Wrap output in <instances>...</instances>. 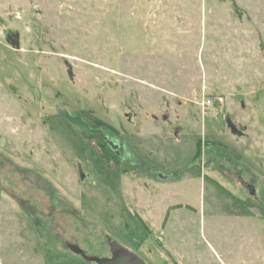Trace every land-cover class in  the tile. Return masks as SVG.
<instances>
[{"label": "rangeland", "instance_id": "1", "mask_svg": "<svg viewBox=\"0 0 264 264\" xmlns=\"http://www.w3.org/2000/svg\"><path fill=\"white\" fill-rule=\"evenodd\" d=\"M111 241L264 264V0H0V264Z\"/></svg>", "mask_w": 264, "mask_h": 264}, {"label": "water", "instance_id": "2", "mask_svg": "<svg viewBox=\"0 0 264 264\" xmlns=\"http://www.w3.org/2000/svg\"><path fill=\"white\" fill-rule=\"evenodd\" d=\"M8 38L16 46L19 45V41L15 36L9 35ZM68 246L73 252L81 255L86 261L95 262L97 264H147L138 254L132 252L117 241L110 242L111 254L109 256L88 254L83 248L75 243H68Z\"/></svg>", "mask_w": 264, "mask_h": 264}, {"label": "flooded vegetation", "instance_id": "3", "mask_svg": "<svg viewBox=\"0 0 264 264\" xmlns=\"http://www.w3.org/2000/svg\"><path fill=\"white\" fill-rule=\"evenodd\" d=\"M103 139L106 142V144L110 147L113 148L114 152L119 156L121 154L120 152V144L117 142V138H110L109 136L103 135ZM249 191L252 188V185H248Z\"/></svg>", "mask_w": 264, "mask_h": 264}, {"label": "trees", "instance_id": "4", "mask_svg": "<svg viewBox=\"0 0 264 264\" xmlns=\"http://www.w3.org/2000/svg\"><path fill=\"white\" fill-rule=\"evenodd\" d=\"M100 137H101V139L102 140H104L103 139V135H100ZM105 142V141H104ZM107 145V144H106ZM108 146V145H107ZM109 147V146H108ZM179 205H174V206H170L169 208H168V212L166 213V215H165V218H164V223H166V221H167V219H168V217H169V214H170V210L172 209V208H177ZM139 217V216H138ZM139 219V221H140V223L145 227V228H147V226H146V223L139 217L138 218ZM71 243V242H70ZM68 244V243H67ZM68 248H70L69 246H68ZM71 249V248H70ZM72 251V250H71ZM75 253V252H74ZM79 255V254H78ZM93 255H95V254H93ZM81 256V255H80ZM82 257V256H81ZM83 258V257H82ZM84 259V258H83ZM85 260V259H84Z\"/></svg>", "mask_w": 264, "mask_h": 264}, {"label": "built area", "instance_id": "5", "mask_svg": "<svg viewBox=\"0 0 264 264\" xmlns=\"http://www.w3.org/2000/svg\"><path fill=\"white\" fill-rule=\"evenodd\" d=\"M212 103V101L210 100V99H208V100H206L205 102H204V104H207V105H210Z\"/></svg>", "mask_w": 264, "mask_h": 264}, {"label": "crops", "instance_id": "6", "mask_svg": "<svg viewBox=\"0 0 264 264\" xmlns=\"http://www.w3.org/2000/svg\"><path fill=\"white\" fill-rule=\"evenodd\" d=\"M170 212H171V211H170ZM169 215H170V214H169ZM164 218H165V216H164ZM164 218H163V226H165V225H166V223H167V221H168L169 217H168V219H167L166 223H164Z\"/></svg>", "mask_w": 264, "mask_h": 264}]
</instances>
